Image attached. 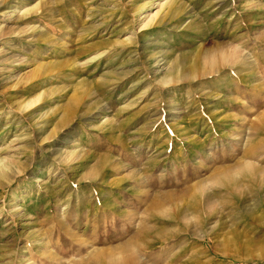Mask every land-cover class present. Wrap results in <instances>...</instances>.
Masks as SVG:
<instances>
[{
	"label": "rangeland",
	"instance_id": "1",
	"mask_svg": "<svg viewBox=\"0 0 264 264\" xmlns=\"http://www.w3.org/2000/svg\"><path fill=\"white\" fill-rule=\"evenodd\" d=\"M245 161L264 168V0H0V264L126 242L264 264V179L221 174Z\"/></svg>",
	"mask_w": 264,
	"mask_h": 264
},
{
	"label": "bare ground",
	"instance_id": "2",
	"mask_svg": "<svg viewBox=\"0 0 264 264\" xmlns=\"http://www.w3.org/2000/svg\"><path fill=\"white\" fill-rule=\"evenodd\" d=\"M233 50H234V52L232 54L230 53V56L222 54V55H224V60L226 62H228L229 65L230 64L232 65V64H235V63H241V62L245 63V62L248 61V58L246 57V54L241 49L239 51L236 50V49H233ZM226 169H228V168H226ZM231 169H233V168H231ZM237 169L239 170V172L243 171V173H244L243 176L245 175L244 177H242V180H240L239 177L237 178V173L235 171ZM222 170L223 169H221V171ZM221 174L225 178L229 179V182H230V179L235 180V182L237 181V183H234V184L229 183V185L228 184H226V185L224 184V185L228 189L229 193L233 192V193L238 195L239 193L243 194L241 192L245 191V189H247L248 186H252V184L254 182L264 179V168H262L261 166H257L254 162L245 161V162L239 164V166L237 168H234V170H229L228 169V170H225L224 172H222ZM222 176H221V178H222ZM217 181L219 182V180H216V182ZM226 181H228V180H226ZM260 182L261 181H259L258 183H260ZM204 186L205 185L201 182L198 185H196L193 188L192 191L196 192V190H202V189H204ZM215 204H216V202L213 199H211L210 197H207L202 202L198 201L197 205L194 207V209H192L194 211H189V212L192 213L191 216L197 217L198 219L201 220L202 217H203V215H202L203 214V210L207 211L209 209H212L211 207H213ZM146 228L147 227H142V228L140 227L139 228L140 230L138 232H136V236L139 237V236L143 235L145 233L144 231H146ZM202 239H204V238H202ZM139 245H140L139 242L138 243H134V244H132L131 242H126V243L121 244V245H119L117 247L109 248V250L107 249V250H104V251H98L95 254H93L95 256H98L97 260L94 263L95 264H138L140 261L143 260L142 259L143 257L139 256L140 254L138 253V250H137V247H139ZM205 245L206 244L203 241L202 242V247L204 249H206ZM89 263L90 262H87V264H89ZM20 264H21V262H20ZM24 264H33V263L26 262Z\"/></svg>",
	"mask_w": 264,
	"mask_h": 264
}]
</instances>
